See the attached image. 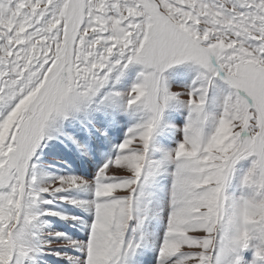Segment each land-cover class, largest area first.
Returning a JSON list of instances; mask_svg holds the SVG:
<instances>
[{
	"label": "snow or ice",
	"instance_id": "snow-or-ice-1",
	"mask_svg": "<svg viewBox=\"0 0 264 264\" xmlns=\"http://www.w3.org/2000/svg\"><path fill=\"white\" fill-rule=\"evenodd\" d=\"M0 264H264V0H0Z\"/></svg>",
	"mask_w": 264,
	"mask_h": 264
}]
</instances>
